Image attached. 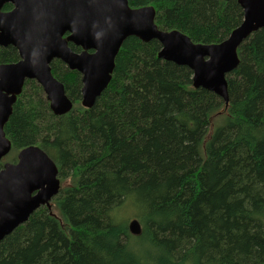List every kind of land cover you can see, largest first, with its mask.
Returning a JSON list of instances; mask_svg holds the SVG:
<instances>
[{
  "label": "trees",
  "instance_id": "obj_1",
  "mask_svg": "<svg viewBox=\"0 0 264 264\" xmlns=\"http://www.w3.org/2000/svg\"><path fill=\"white\" fill-rule=\"evenodd\" d=\"M128 2L153 5L160 28L202 44L224 41L244 18L238 0ZM160 49L157 39L127 37L91 107L82 104L81 73L54 59L73 101L65 114L25 80L4 126L12 147L0 169L39 145L61 187L0 242V264H264V28L239 46L227 102L195 87L193 71ZM19 59L0 45V63ZM126 202L139 234L119 218Z\"/></svg>",
  "mask_w": 264,
  "mask_h": 264
},
{
  "label": "water",
  "instance_id": "obj_2",
  "mask_svg": "<svg viewBox=\"0 0 264 264\" xmlns=\"http://www.w3.org/2000/svg\"><path fill=\"white\" fill-rule=\"evenodd\" d=\"M11 3V10H3ZM242 23L218 44L195 43L177 29H162L155 21L153 5L131 7L128 0H0V45L14 46L20 59L0 63V160L12 142L4 126L27 79L43 88L54 113L71 111L73 101L51 62L62 60L82 75V104L94 105L108 86L115 58L124 40L137 36L157 39L159 56L193 71L195 87L205 88L228 101L227 74L239 64V46L264 28V0H238ZM70 42L79 46L75 51ZM55 161L39 145L22 149L16 162L0 169V242L25 223L39 207L51 206L61 182ZM133 234L141 232L138 219L129 223Z\"/></svg>",
  "mask_w": 264,
  "mask_h": 264
},
{
  "label": "rangeland",
  "instance_id": "obj_3",
  "mask_svg": "<svg viewBox=\"0 0 264 264\" xmlns=\"http://www.w3.org/2000/svg\"><path fill=\"white\" fill-rule=\"evenodd\" d=\"M66 184H68L67 181L64 183V185ZM118 215L119 218L125 221L128 226L133 219H138L137 216L135 215L134 208L130 205L129 202L124 203V205L118 210Z\"/></svg>",
  "mask_w": 264,
  "mask_h": 264
},
{
  "label": "bare ground",
  "instance_id": "obj_4",
  "mask_svg": "<svg viewBox=\"0 0 264 264\" xmlns=\"http://www.w3.org/2000/svg\"><path fill=\"white\" fill-rule=\"evenodd\" d=\"M135 235V234H134Z\"/></svg>",
  "mask_w": 264,
  "mask_h": 264
},
{
  "label": "flooded vegetation",
  "instance_id": "obj_5",
  "mask_svg": "<svg viewBox=\"0 0 264 264\" xmlns=\"http://www.w3.org/2000/svg\"><path fill=\"white\" fill-rule=\"evenodd\" d=\"M80 51V50H79Z\"/></svg>",
  "mask_w": 264,
  "mask_h": 264
}]
</instances>
